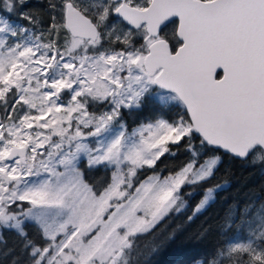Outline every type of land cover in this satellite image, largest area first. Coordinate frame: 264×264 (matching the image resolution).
<instances>
[{
	"label": "snow or ice",
	"instance_id": "6c2138e0",
	"mask_svg": "<svg viewBox=\"0 0 264 264\" xmlns=\"http://www.w3.org/2000/svg\"><path fill=\"white\" fill-rule=\"evenodd\" d=\"M42 7L0 0V245L20 241L10 264H152L175 238L159 225L224 190L225 155L264 166V0ZM219 235L197 264H264V199Z\"/></svg>",
	"mask_w": 264,
	"mask_h": 264
},
{
	"label": "trees",
	"instance_id": "16d2710c",
	"mask_svg": "<svg viewBox=\"0 0 264 264\" xmlns=\"http://www.w3.org/2000/svg\"><path fill=\"white\" fill-rule=\"evenodd\" d=\"M45 1L47 0H39L37 3V10L42 15H47L46 8L42 7L45 5ZM149 115H151L150 110L141 119H145ZM169 115H174V113H169ZM126 119L131 126V118L126 117ZM184 159L185 155L181 152L174 160H165V163L172 167L173 164L178 165ZM166 174L167 172H165ZM103 175L106 173L101 169L99 172H90L88 178L95 180L97 176ZM215 184H224L225 188L215 194L214 202L202 214L196 216L191 222L187 219L192 214V208L201 198L198 195L192 199L186 212L173 215L159 225L156 229V236H170L175 233V238L169 240L157 254L151 257L152 264H197L198 260L203 259L220 242V225L225 214L233 205L236 203L243 205L253 199H264V166L252 165L249 162L225 155L213 180L207 186L211 187ZM234 234L235 226L230 236ZM235 235L242 237L243 233ZM5 236L8 243L0 245V252L8 248L15 249V251L7 257L0 256V264H10L12 256L20 253L18 238L12 233H5ZM152 241V236H146L139 241L140 247L144 248Z\"/></svg>",
	"mask_w": 264,
	"mask_h": 264
},
{
	"label": "rangeland",
	"instance_id": "374dc122",
	"mask_svg": "<svg viewBox=\"0 0 264 264\" xmlns=\"http://www.w3.org/2000/svg\"><path fill=\"white\" fill-rule=\"evenodd\" d=\"M38 1L39 0H29L30 4L33 6V9H36L37 10V3H38Z\"/></svg>",
	"mask_w": 264,
	"mask_h": 264
},
{
	"label": "flooded vegetation",
	"instance_id": "af4514ba",
	"mask_svg": "<svg viewBox=\"0 0 264 264\" xmlns=\"http://www.w3.org/2000/svg\"><path fill=\"white\" fill-rule=\"evenodd\" d=\"M39 2V1H38ZM47 1H45V4H46ZM175 27V25L173 24H169L168 25V28L166 29L167 32L171 33V31L173 30V28Z\"/></svg>",
	"mask_w": 264,
	"mask_h": 264
},
{
	"label": "water",
	"instance_id": "95a60500",
	"mask_svg": "<svg viewBox=\"0 0 264 264\" xmlns=\"http://www.w3.org/2000/svg\"><path fill=\"white\" fill-rule=\"evenodd\" d=\"M237 160H240V159H237ZM240 161H243V160H240Z\"/></svg>",
	"mask_w": 264,
	"mask_h": 264
}]
</instances>
